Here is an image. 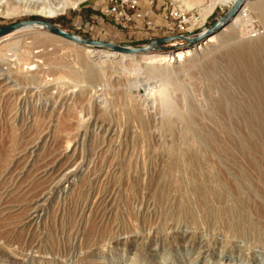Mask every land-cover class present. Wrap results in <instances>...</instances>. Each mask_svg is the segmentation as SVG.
<instances>
[{
    "label": "rangeland",
    "instance_id": "obj_1",
    "mask_svg": "<svg viewBox=\"0 0 264 264\" xmlns=\"http://www.w3.org/2000/svg\"><path fill=\"white\" fill-rule=\"evenodd\" d=\"M59 1L0 0V27L41 20L104 42L152 41L101 20L105 0L63 11ZM181 1L187 9L210 3ZM249 3L228 30L231 40L220 36L179 62L91 56L27 28L0 43V264H202L200 242L216 251L206 264H264V166L249 150L248 131V90L257 82L264 88L263 57L253 55L257 69H249L229 55L241 41L264 42L256 3ZM228 9L216 3L208 25ZM245 19L260 28L258 37L247 36ZM9 42L20 56L2 47ZM191 46L176 40L152 52ZM237 162L255 188L250 194L235 188ZM66 171L72 175L62 180ZM238 200L245 207L238 222L247 229L241 238L233 233ZM234 241L243 253L219 256Z\"/></svg>",
    "mask_w": 264,
    "mask_h": 264
},
{
    "label": "bare ground",
    "instance_id": "obj_2",
    "mask_svg": "<svg viewBox=\"0 0 264 264\" xmlns=\"http://www.w3.org/2000/svg\"><path fill=\"white\" fill-rule=\"evenodd\" d=\"M81 1H84V0H61V1H59V5L57 6L56 9L59 10V11H63L68 6L75 7ZM209 1H210V3L203 10L205 16L210 14V13H212L211 11L214 9V6H215L216 3L230 4V6H232L235 3L236 0H209ZM254 1L255 0H246V1H244L243 4L241 5L239 11L233 16L234 18L232 17L233 19L231 18L228 23L223 25L222 28H220L214 34L209 35L206 38L207 40H205L203 43H201L200 46L196 45V46L191 47V48H185V49H182V50H177V51L168 52V53L165 52V53H160V54H155V53L153 54V52H150V53H144V54H140V55L122 54V53H119V52L93 49V48H89V47H84V48L87 49V51L89 52V54L91 56L92 55L93 56L94 55H96V56L98 55V56H104V57H114V56H116V57H119L121 59H134V57H136L135 59H138V61L140 63H143L145 66H149L152 63L161 64L162 62H165V61H167V62H179V61H181L183 59H186V58L192 56L194 52H196L198 49L201 48V46H203V45H205L207 43H212V42L216 41L218 39V37H220V36H221V39L224 40L225 42L231 40L233 38V36H232L233 33H230L228 30L232 29V26H234V25L239 23V17L241 15V13H243V12L245 13V7H246V5L249 2L253 3V4L256 3V5H254V6L256 8L258 17H259L260 21L263 22V24H264V0H257V1H255V3H254ZM185 8H188V7H185ZM243 21H246L248 23L247 19H245ZM22 29H26V28H22ZM27 29H32V28H27ZM220 30H221V32H219ZM222 31H223V33H222ZM227 32H229V33H227ZM45 33L50 34L48 32H45ZM234 33H236V32H234ZM12 34H9L6 37L0 38V43L1 42H5L8 39H10ZM50 35H52V34H50ZM235 36H236V34H235ZM13 43L14 42L5 43V44L2 45V47L8 46L10 51H14L13 53H14L15 57L18 56V55L20 56V54L15 53L18 50L16 48L13 49V47H12ZM71 43H74V42H71ZM75 45H77V44H75ZM19 50H21V49H19ZM26 53H28V51L26 49L23 50V51L21 50V54L24 55ZM257 53H262V57L263 58L262 59L260 58V60H261V63L264 64V56H263L264 55V42L258 41V42H256V44H254V43H251V42H248V41H241V42H239L237 47L235 49H233L231 51V53H229V55L231 56L232 59L245 61L246 65H248L249 69H257L256 66L253 65V62L250 63L251 57L253 55L257 54ZM27 69L32 70V65H29V67H27ZM246 69H247V67H246ZM155 71H157L158 74H162L163 73L161 67H157ZM61 82L62 81L60 80V81L55 82V84H58V83H61ZM250 86L251 87L253 86V88H250L248 90L249 93L251 94L250 96H252L251 97L252 98L251 99L252 100V105H251L252 106V116H251L252 118L249 120V123H248V131L250 133L251 139L253 140V144L252 143H251V145L249 144L250 148H251L249 150L255 152V154H260V156L259 155L258 156L260 157V160L262 161V164L264 166V88L262 87V83L261 82L252 83ZM74 91H76L75 88L70 89L69 91H67V92L65 91V92L66 93H72ZM53 92H56V91H53ZM238 145H240V144L238 143ZM253 152L252 153L249 152V159L250 160L247 161V164L251 168L256 165L255 164V162H256L255 159L252 158ZM64 175H65V177L62 180H65L66 178L69 177V175L71 176L72 174L70 172L66 171ZM263 175H264V173H263ZM248 176L249 175H245L243 173V171L239 167V163L237 162V167L235 168V172H234L235 188L237 190L241 189V188H246L247 190L245 189L246 190L245 192H248V194H250V192L255 191V188L249 189L247 184L250 183V179H249L250 177H248ZM263 184H264V179H263ZM238 202H240V201L238 200ZM238 202L235 201L233 203V206H232L233 212H234V216L233 217L236 219L237 222H238V219L239 220L242 219V217L244 215L243 214V210L245 209L243 204L241 202L240 203H238ZM38 207L39 206L32 208L33 209L32 212L29 213V215L27 217L29 219V222L32 221V220L37 219V217H38L37 208ZM239 222H238V224L236 223L237 227H235L234 232H233L235 234L234 237H236V238L239 237L240 235H244L245 233H247V231H246L247 229H245L246 226L244 225V222H243V224H240ZM189 236H190L189 233L188 234H181L180 233V235H178L177 237L182 242V241L186 240L187 238L189 240ZM240 238H241V236H240ZM176 239L177 238H175V240ZM155 242L156 243L157 242L161 243L162 241L161 240L158 241V239H156ZM235 242L236 241H234V243H232V244L229 243L230 244L229 247L228 246L226 248L222 247L223 249L219 250V252H220L219 256H222V257L225 256L224 253H226V256H227L228 254H231L233 250H238L239 253H243L242 251H244L245 248L243 246H240V243H239V245H237V243H235ZM197 246L199 248V252H198L199 261L201 262V260H202V264H206L207 259L210 258L216 251H215L214 247L209 246L207 244H204L202 242L198 243ZM159 250H161V249H159ZM154 252L156 253L157 251L154 250ZM37 255H38V257H40V259L41 258L43 259V257H44L43 255L41 256L40 254H37ZM53 259H54V257H52V260ZM246 260H248V259H246ZM249 262H251L253 264L258 263L257 261L253 262L252 258H250ZM196 263H194V264H196Z\"/></svg>",
    "mask_w": 264,
    "mask_h": 264
},
{
    "label": "built area",
    "instance_id": "obj_3",
    "mask_svg": "<svg viewBox=\"0 0 264 264\" xmlns=\"http://www.w3.org/2000/svg\"><path fill=\"white\" fill-rule=\"evenodd\" d=\"M213 11L205 16L201 8L187 9L181 0H105L100 16L120 34L135 40H153L172 35L202 36L209 28L208 18ZM245 30L248 37L256 38L261 34L260 28L252 22L245 24ZM180 42L191 46L184 40Z\"/></svg>",
    "mask_w": 264,
    "mask_h": 264
},
{
    "label": "water",
    "instance_id": "obj_4",
    "mask_svg": "<svg viewBox=\"0 0 264 264\" xmlns=\"http://www.w3.org/2000/svg\"><path fill=\"white\" fill-rule=\"evenodd\" d=\"M244 1L246 0H236L235 3L226 11V13H224L222 17H220L213 25L209 26L207 32L202 36L194 37V38H186L181 35H176V36L165 37V38H157V39H153L151 42H149L148 44L142 47H131V46H127V45L119 44V43L94 40L89 37L67 32L51 22L41 21V20L19 21V22L12 23L6 26H2L0 27V38L6 37L9 34H12L22 28H32L35 30L46 31L50 34L56 35L65 40L74 42L75 44L80 45L82 47L114 51V52H119L122 54H129V55H140V54L150 53L152 51H155L157 48L161 50H168L170 48L168 47L162 48L160 46L163 44L170 43L172 41H176V40H184L190 45H193V44H196L202 41L209 35L214 34L216 31L222 28L223 25L228 23L229 20L239 11Z\"/></svg>",
    "mask_w": 264,
    "mask_h": 264
},
{
    "label": "crops",
    "instance_id": "obj_5",
    "mask_svg": "<svg viewBox=\"0 0 264 264\" xmlns=\"http://www.w3.org/2000/svg\"><path fill=\"white\" fill-rule=\"evenodd\" d=\"M205 7H206V6H205ZM205 7L202 8V11L204 10ZM212 11H213V10H212ZM212 11H211V12H212Z\"/></svg>",
    "mask_w": 264,
    "mask_h": 264
}]
</instances>
